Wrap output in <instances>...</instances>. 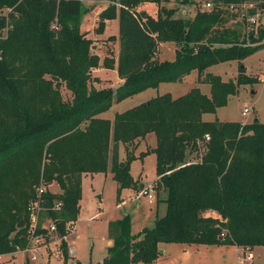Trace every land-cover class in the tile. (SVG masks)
Instances as JSON below:
<instances>
[{"label":"trees","instance_id":"16d2710c","mask_svg":"<svg viewBox=\"0 0 264 264\" xmlns=\"http://www.w3.org/2000/svg\"><path fill=\"white\" fill-rule=\"evenodd\" d=\"M121 2L130 5L131 0ZM212 2V9L199 8L188 19L176 17L175 8L160 9L157 17L137 13L139 0L121 8L118 74L123 82L114 89L94 85L100 79L92 70L100 57L80 28L82 0H0V7L11 8L0 15V31L6 30L0 38V255L27 245L28 205L40 187L56 182L61 188L41 195L47 208L43 218L56 221L61 237L66 224L78 218L84 173L111 171L119 202L122 189H141L131 164L149 153L157 155L156 197L166 203V213L137 234L129 215L110 221L113 244L102 264H155L161 243L264 246V123L255 118L243 127L203 119L226 106L241 84L252 83L254 77L241 64L264 48V26L249 29L247 21V31L245 22L241 28L229 24L230 6L247 3L248 13L255 14L264 0ZM113 8L101 13V23L117 17ZM167 42L176 46L174 60L158 57L160 43ZM231 61L240 64L236 80L208 71ZM193 71L198 83L210 84V96L193 87L176 98L169 92L157 95L117 112L113 120L100 116L115 102L161 83H181ZM60 81L71 99H64ZM150 133L157 146L137 155ZM206 135L204 159L187 163V151ZM9 177L16 178V187L2 184ZM61 251L68 264L66 240Z\"/></svg>","mask_w":264,"mask_h":264},{"label":"rangeland","instance_id":"374dc122","mask_svg":"<svg viewBox=\"0 0 264 264\" xmlns=\"http://www.w3.org/2000/svg\"><path fill=\"white\" fill-rule=\"evenodd\" d=\"M122 4L121 0H82V9L80 13V28L83 33L93 34L94 37L99 33V28L102 25L104 33L107 28V23H101V13L110 10L111 6L113 12L117 11V17H120V9L131 8L132 5ZM210 2L211 7L208 8L206 3ZM140 6V7H139ZM139 6L134 9L139 12H147L148 14L157 17L160 9L175 8L176 17L192 18L196 11L200 8L203 10H210L214 4L212 0H139ZM251 5L247 3L237 4V7L230 6L229 24L237 25L239 28L243 27L245 22V29L257 28L259 25L264 26V8H257L255 14H249L248 10ZM130 12H134L129 9ZM11 8L5 4L0 7V14H9ZM93 11H97V15ZM248 13L245 21L243 14ZM94 13V14H92ZM109 13V12H108ZM243 16V17H242ZM12 18V17H11ZM115 19V18H114ZM109 20V19H108ZM244 20V21H243ZM107 21V20H106ZM249 22L247 26L246 22ZM83 23V24H82ZM104 24V25H103ZM109 34L107 38L92 39L94 43V52L97 54L99 50L104 51L105 63H114L113 68H108L104 65V61L100 58V65L97 67L101 71L92 70L94 77L100 81L94 83L97 88L112 87L116 89L119 84L118 62L119 55L115 52V47L118 43L121 49L120 41V21L115 20L109 27ZM85 30H92L87 32ZM250 31V30H247ZM6 30L0 31V36L4 35ZM118 34V35H112ZM175 44L174 43H160L158 57L161 60L175 59ZM100 57V56H99ZM241 65L245 66L246 73L254 77L252 83L241 84L235 95L229 97L228 104L224 107L218 108L216 113H206L205 119L214 121L217 118L220 121H234L239 122L243 127L250 124L255 118H258L264 123V48L259 49L253 54L249 55L243 60ZM240 64L238 61L224 62L215 64L208 69L209 72L220 75L224 81L236 80L239 73ZM101 75L100 77L97 75ZM198 72L193 71L184 82H167L158 88L150 89L142 95L129 97L122 102H115L116 106L110 108L104 114L106 118L114 119L115 111H125L141 103L147 96H154L157 91L159 95L166 92L172 93L176 98L189 92L193 87H199L201 91L208 96L211 95V86L208 83L197 82ZM123 80V79H122ZM123 82V81H122ZM121 82V83H122ZM58 88L62 93L64 99L72 98L71 91L66 87L65 83L60 81ZM156 97V96H155ZM154 98V97H153ZM250 108V113L244 115V109ZM118 111V112H119ZM101 116V115H100ZM205 120V121H206ZM251 132H247V134ZM152 137L146 139L147 150L153 149V141L156 142V135L150 133ZM154 138V139H153ZM205 141H200L196 147L187 151V158L190 161L202 160L208 152L206 142L209 139L204 138ZM122 156H125L124 146L121 145ZM144 152V151H143ZM137 160H139L137 162ZM134 160L133 166L131 164V173L135 180L140 177L144 178V182L153 183L158 176L157 174V156L155 154L147 156L144 162L141 159ZM143 173V176L141 175ZM157 182V181H155ZM9 187H16L18 182L13 177H9L3 183ZM47 189L52 192H61L60 186L53 182L46 185ZM55 190V191H54ZM59 190V191H58ZM139 192V188H137ZM135 192V188H124L120 192V201L118 202V183L115 181L111 171L86 173L83 181V198L81 200L80 212L76 223L70 225L71 231L68 234L67 242L69 246L74 248V253L69 251L68 264H102L108 257V241H109V222L124 218L129 215L132 220V233H138L145 227H152L155 224V216L157 207L155 203H151L146 196L140 195L138 197H131ZM166 191L161 190L160 196L165 197ZM157 199V197L155 198ZM155 202V200H154ZM162 202V199L160 200ZM162 210V208H161ZM160 214H164L163 210ZM46 220V219H44ZM77 229V230H76ZM12 233L11 236H14ZM60 246V247H59ZM60 242L58 245L51 244L50 250L44 251V264H64V256L61 251ZM166 249L164 254H161L156 260V264H238V249L234 244H199V243H165ZM59 251L60 257L56 256ZM255 254L256 264H264V246H256L253 250ZM26 254L23 249H19L18 253H8L0 255V264H26ZM30 264H42L41 261H30ZM147 264V263H140Z\"/></svg>","mask_w":264,"mask_h":264},{"label":"built area","instance_id":"2783aa9c","mask_svg":"<svg viewBox=\"0 0 264 264\" xmlns=\"http://www.w3.org/2000/svg\"><path fill=\"white\" fill-rule=\"evenodd\" d=\"M208 8L211 7V3H206ZM1 15V14H0ZM1 38V36H0ZM1 56V50H0ZM250 108L246 107L243 114H249ZM206 139H210L209 135H206ZM156 187L157 182L150 183L139 190L138 196H146L150 202H153L156 198ZM47 190V187H40L38 191V196L32 200L28 205L29 213V225L27 229V245L23 248V252L26 254V260L30 261H41L42 264L45 263L44 251L50 250L51 244H56L62 240H67L68 234L71 231L70 225L72 226L74 222H68L66 224V232L60 237L58 234L57 224L52 218H43L44 212L47 210L46 207L42 205L41 195ZM62 203H58L56 208L59 210ZM43 221L41 222V219ZM46 219V220H44ZM224 234V233H223ZM222 234V235H223ZM60 247V246H59ZM61 249V248H60ZM56 253L57 257H60L59 251ZM69 251L74 253V248L69 246ZM255 254L253 249L250 247L241 248V254L238 258V264H255Z\"/></svg>","mask_w":264,"mask_h":264},{"label":"crops","instance_id":"0c3cea01","mask_svg":"<svg viewBox=\"0 0 264 264\" xmlns=\"http://www.w3.org/2000/svg\"><path fill=\"white\" fill-rule=\"evenodd\" d=\"M139 6V5H138ZM140 7V6H139ZM94 13H92V14H94V15H97V11L95 12V11H93ZM144 12V11H143ZM115 20H119V18H115V19H109V20H107L106 21V25H107V28H106V30H105V32L104 33H97V36L96 37H94V35L93 34H88V37L89 38H92V39H105V38H107L108 37V34H109V27H110V25L112 24V22L113 21H115ZM83 24V23H82ZM85 31H87V32H92V30H85ZM112 35H118V34H112ZM119 36V35H118ZM115 52L119 55V53H120V45H118V43H117V45H116V47H115ZM99 56H100V58L104 61L105 60V57L106 56H104V51L103 50H99L98 51V53H97ZM176 56V55H175ZM160 57V56H159ZM161 59V58H160ZM102 69H99V68H95L94 69V71H101ZM190 75V74H189ZM188 75V76H189ZM97 76H101L100 74L99 75H97ZM187 76V77H188ZM186 77V78H187ZM186 78L184 79V81L186 80ZM123 80L121 79V78H119V84H121V82H122ZM183 81V82H184ZM197 81H198V76H197ZM165 83H167V82H165ZM182 83V82H181ZM162 84H164V83H161L160 85H159V87L162 85ZM119 86V85H118ZM150 89H153V90H155L154 88H150ZM150 89H147V90H145V91H143V92H141V93H139V94H136V95H142L143 93H145L146 91H149ZM167 93V92H166ZM160 93H159V91H157V93L154 95V96H152V95H150V96H146L145 97V99L143 100V101H141V103H143V102H146V101H148V100H150V99H152L153 97H155V96H157V95H159ZM172 94V93H171ZM136 95H134V96H132V97H135ZM181 96V95H180ZM124 101V100H123ZM122 102V101H121ZM120 103V102H119ZM140 104V103H139ZM114 106H116V104H113L112 105V107H114ZM111 107V108H112ZM110 110V109H109ZM108 110V111H109ZM107 111V112H108ZM119 110H116L115 111V114L118 112ZM120 112V111H119ZM106 113V112H105ZM105 113H102L101 114V117H104V118H106L105 116H104V114ZM115 116V115H114ZM203 119L204 120H206L205 119V114L203 115ZM206 121H211V120H206ZM150 137H152L151 136V134H149L148 136H147V140L148 139H150ZM146 139L144 140V141H142L141 143H140V145H139V147H138V149H137V151H136V154L137 155H139L141 152H143V151H147V144H146ZM154 139V138H153ZM152 144V148H155L156 146H157V137H156V142H154L153 141V143H151ZM124 152H125V150H124ZM153 154H155V153H149L148 155H146L143 159H141L143 162H144V159L147 157V156H150V155H153ZM156 155V154H155ZM157 156V155H156ZM120 158L122 159V160H124L125 158H126V153H125V156L123 157L122 156V153L120 152ZM139 160H137V162H138ZM186 161H187V163H190V162H197V161H200V160H193V161H190V160H188V158H186ZM132 166H133V163H132ZM131 166V167H132ZM85 175H86V173H84V175H83V181H84V177H85ZM141 175L143 176V173H141ZM158 176L156 177V179H154L155 181H157L158 180ZM138 180H140L141 181V183L142 184H144L145 186L146 185H148L149 183H146V182H144V178L143 177H140ZM154 181V182H155ZM142 184H141V188H143L142 187ZM128 189H132V188H128ZM55 191V190H54ZM59 191V190H58ZM138 190L137 189H135V192L131 195V197H138V193L139 192H137ZM151 203H155L156 204V207H157V212H156V216H155V219H156V217L157 216H163V215H165V213H166V209H167V205H166V203L165 202H158L157 201V199H155V202L153 201V202H151ZM80 205H81V201H80ZM163 206H164V208H165V210H164V214L163 215H161L160 214V210H161V208H162V210H163ZM161 210V211H162ZM77 221V220H76ZM76 221L74 222V223H76ZM75 225V224H74ZM73 225V226H74ZM77 230V229H76ZM139 233V232H138ZM135 234H137V233H135ZM113 244V241L111 240V239H109V241H108V245L109 246H111ZM164 244L165 243H161V244H159V248H160V250H162V253L161 254H164L165 253V251H166V249L164 248ZM70 247H72V246H70ZM255 248V247H254ZM254 248H253V250H254ZM237 249H238V254L240 255L241 254V248H239V247H237ZM16 253H18V252H16ZM239 255H238V258H239ZM255 261H256V259H255ZM27 262H28V260H27ZM27 262H26V264H27ZM80 264V263H79ZM138 264H140V263H138ZM156 264V263H155ZM256 264V263H255Z\"/></svg>","mask_w":264,"mask_h":264},{"label":"water","instance_id":"95a60500","mask_svg":"<svg viewBox=\"0 0 264 264\" xmlns=\"http://www.w3.org/2000/svg\"><path fill=\"white\" fill-rule=\"evenodd\" d=\"M142 187H145V185H144V184H142ZM160 253H162V250H160Z\"/></svg>","mask_w":264,"mask_h":264}]
</instances>
